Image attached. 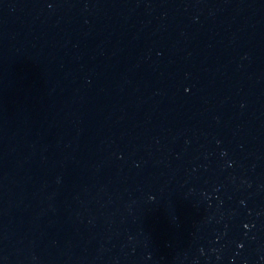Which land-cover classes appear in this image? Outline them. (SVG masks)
<instances>
[{"label": "water", "instance_id": "water-1", "mask_svg": "<svg viewBox=\"0 0 264 264\" xmlns=\"http://www.w3.org/2000/svg\"><path fill=\"white\" fill-rule=\"evenodd\" d=\"M0 264H264V0H0Z\"/></svg>", "mask_w": 264, "mask_h": 264}]
</instances>
